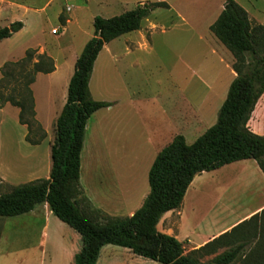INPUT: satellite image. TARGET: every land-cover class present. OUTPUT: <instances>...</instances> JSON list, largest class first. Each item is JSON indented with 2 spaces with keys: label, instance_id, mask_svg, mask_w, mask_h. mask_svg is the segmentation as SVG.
<instances>
[{
  "label": "rangeland",
  "instance_id": "rangeland-1",
  "mask_svg": "<svg viewBox=\"0 0 264 264\" xmlns=\"http://www.w3.org/2000/svg\"><path fill=\"white\" fill-rule=\"evenodd\" d=\"M233 1L264 20V0ZM141 3L149 4L145 0H0V29L15 21L27 23V29L21 34L0 42V68L6 62L21 59L28 49L43 48L60 68L58 74L67 77L69 72L73 73L77 57L93 36L94 18L119 16ZM208 4V0H175V9L188 16L191 27H174L170 23L174 20L172 14L163 8L153 10L142 21L139 30L113 40L115 46L125 41L142 44L118 63L117 70L108 65L106 54L100 55L89 91L91 98L111 105L116 101L117 104L110 113L105 112L106 108L101 109L98 116L88 121L89 128L85 132L79 186L95 208L115 207L116 213L107 214L125 218L136 203L134 196L139 192L141 197L144 191L149 193L148 172L158 152L177 135L183 136L190 145L216 123L227 93L221 97V90L218 87L214 93V86L225 79L232 80L224 64H219L218 57L226 62L227 57L232 60L233 56L220 42L210 50L198 41L199 35L208 34L205 32ZM151 24L157 27H151ZM160 25L165 27V32H161ZM53 29H59L55 36L51 33ZM209 35L215 37L212 33ZM216 78L220 82L215 83ZM45 85L42 79L32 87L38 119L43 122L42 128L46 132V138L38 148L27 150L21 131L12 128L18 123L16 108L9 106L0 114V119L5 122L1 169L4 173L8 170L13 173L6 184L0 185V194L49 176L45 164L50 162L49 146L54 140L55 123L47 114ZM206 86H211L213 91ZM55 94V102L59 105L60 92ZM127 106L129 111L125 110ZM191 107L200 109L197 122L189 113L186 118L191 120H184V111ZM104 114L105 121L100 119ZM111 116L115 123H110L114 126L108 128L106 121ZM103 121L107 125L104 136L98 126ZM7 131L10 134L6 137ZM31 156L36 158L34 169H30L27 162ZM130 181L137 189L123 203L124 198L120 201L119 196H123L122 188ZM262 205L264 175L253 160L202 173L194 178L183 199L182 213L186 222L181 235L192 232L201 222L205 228L201 235H207ZM43 224L44 219L28 215L0 218V264H50L48 256L54 255V249L48 242L46 247L43 246L46 253L39 248L43 245ZM48 226L50 231L55 228L61 234L58 224L49 221ZM263 227V218H258L237 230V234L250 231L253 235L230 264H264ZM229 248L222 247L213 254L203 255L199 262L210 264L214 257ZM183 249L184 254L190 252V247L184 244ZM100 256V264H105L107 259L111 264H159L112 245H107Z\"/></svg>",
  "mask_w": 264,
  "mask_h": 264
},
{
  "label": "trees",
  "instance_id": "trees-1",
  "mask_svg": "<svg viewBox=\"0 0 264 264\" xmlns=\"http://www.w3.org/2000/svg\"><path fill=\"white\" fill-rule=\"evenodd\" d=\"M163 2L138 5L119 16L93 19V36L74 64L66 102L55 122L50 146L51 167L48 179H37L0 194V218L21 216L47 204L52 214L80 236L81 248L73 264H97L107 245L128 249L133 255L159 264H202L203 255L222 247L227 251L210 264H230L252 238L250 231L237 230L258 218L264 208L205 245L184 254L174 237L160 233L162 216L180 208L185 193L197 175L243 160H253L264 175V136L251 132L247 123L264 93V26L250 20L247 12L233 0H226L210 32L233 56L235 77L230 83L216 123L192 144L181 135L156 155L148 172L149 193L130 217L118 218L95 210L82 196L79 186L81 152L89 118L110 103L95 101L89 92L94 62L104 45L140 29L141 23ZM23 28L20 21L0 29V42ZM28 49L17 60L0 68V108L6 104L18 109V122L27 129L25 140L39 145L46 132L36 120L31 89L38 74L55 70L45 53ZM264 230V227H263Z\"/></svg>",
  "mask_w": 264,
  "mask_h": 264
},
{
  "label": "crops",
  "instance_id": "crops-1",
  "mask_svg": "<svg viewBox=\"0 0 264 264\" xmlns=\"http://www.w3.org/2000/svg\"><path fill=\"white\" fill-rule=\"evenodd\" d=\"M225 1L226 0H222V2L213 3L212 1L208 0V3H209L207 5L208 16H207V21L205 22V32H207L208 34L205 36L199 35L198 41L200 42V44H203L204 47L210 48V50L213 49L214 45L218 46L219 41L215 37H213L212 35H209V34H211L209 27L211 26V24L217 19V17L221 13ZM145 2L153 3V2H150L147 0H145ZM154 2H163L167 5V8H163V9H165L167 12L172 14L174 20L172 22H170L171 25H173L174 27H176V26L191 27V23H190L188 16H186L185 14H182L181 12H178L175 9V6H174L175 0H155ZM139 5L143 6L142 3ZM157 9H160V8H157ZM246 12H247V10H246ZM247 14H248L249 18L251 19V21H253L255 24L264 26V20H262V18H261L262 16L253 15V14L251 15L249 12H247ZM22 24H23V28L19 32L15 33L12 37L18 36L19 34H21L23 31H25L27 29L26 21H22ZM151 27H157V25L151 24ZM159 27L161 28L162 33L165 32V27L163 25H160ZM53 36H55V35H53ZM7 39H9V38H7ZM7 39H4V40H7ZM109 46H113V47H111L108 50ZM136 46L138 48H140L142 46V44H139V43L135 44L132 41H125L122 45H116V46H115L113 41L105 44L103 49L100 51V53L98 54V56L94 62L91 78L89 81V91H91V84H92V81L94 78L93 76L97 70V62H98L100 55L102 53L107 55L108 65H110V67H113V68H115V70H117L118 63L120 61H122L123 59H125L127 56L131 55L132 51L136 48ZM37 51H38L37 52L38 54L46 53L43 48L37 49ZM211 54H214V53L212 52ZM218 62H219V64H224L225 70H227L229 72L230 79L233 80L235 77V73L232 70L233 59L228 60V57H227L226 62H225V60H223L222 57H218ZM54 65H55V63H54ZM59 69L60 68L57 65H55V70L52 73L38 74L36 76L35 82L31 86V89H32V87L35 84H37L40 80L43 79L45 81V83H46L45 94H46V97L48 98L47 103H46L47 114L50 117V119L52 120V122H54V123L56 122V119L58 118V116H59V114H60V112H61V110H62V108L66 102L67 88H68L70 78L73 74V73L71 74V72H69L67 77H66V75H59L58 74ZM214 81L216 83V81H219V80H217V78H216V79H214ZM231 81L228 82V80L225 79L222 82L219 81L221 84L216 83V86H214V88L216 87L214 89V93H216L215 90L219 87V89L221 90L220 95L222 97V95L224 93H227L228 88H229L228 86H230L229 83H231ZM206 88L210 91L211 90L213 91V88L211 86H206ZM57 91L60 92V98H61L59 105H57L55 102V95H56L55 93ZM215 95L218 96V94H215ZM116 104H117V102L113 101L112 105L110 107L104 109L105 112H107V113L112 112L114 110V108L116 107ZM9 106H10L9 104H6L4 107L0 108V114H3L4 111ZM10 107H13V106H10ZM13 108H15V107H13ZM129 109H130L129 106H127L125 110L129 111ZM100 112H101V110L95 112L89 118V120L94 118V116H98V114H100ZM35 113H36L37 120L39 121V123L42 126L43 122L38 119V110H37L36 104H35ZM188 113L191 114L190 118L193 119V121H195V122L198 121L199 116L201 114L199 108L191 107L190 109H188V111H184V115H185L184 120L189 119V118H186ZM103 116H106V115L105 114L101 115L100 119L104 120V118H102ZM114 119L115 118L113 116H111V118H109L106 121L108 123V128L114 126V125L110 126V123H115ZM191 119H189V121ZM104 121L98 123L99 132L101 133L102 136L105 135L104 129H105V127H107L106 122L104 123ZM3 126H5V122L0 119V151H1V147L3 145V132H2ZM247 126H248L249 130L251 132H253L254 134L264 136V93L262 94V96L260 97L258 102L256 103L255 108L251 114V117L247 123ZM12 128H16L19 131H21L22 139L24 138V142L26 144L24 146H26L25 148H27V150H29V151L34 150L35 148H38L41 145V143L39 145H30L29 143L26 142L25 137L27 134V129L24 125H21L19 122L14 123V125H12ZM88 128H89V124L87 122L86 132H87ZM4 132H5V130H4ZM9 134L10 133L7 131V133H5V136L6 137L9 136ZM50 146H49V157H50ZM35 161H36V158L32 157V156L27 160V162H29V168L30 169L35 168V163H34ZM243 161H245V160H243ZM238 162H240V161H238ZM234 163H237V162H234ZM231 164H233V163H231ZM45 166H46V172L49 174L50 167H51V161L50 162L47 161ZM146 171H147V167L145 168L144 172H146ZM203 173H205V172H203ZM12 175H13V173L10 170H8L6 173H4L1 169V164H0V185L6 184L7 180L9 179V176H12ZM46 179H48V178H46ZM80 179H81V166H80ZM80 179H79V182H80ZM133 184H135V183H133L131 181L128 182V184H126L127 186H125V184H124V189L122 188V195L123 196L122 197L119 196L120 201H122L124 198V200L122 201L123 203L126 202L128 195L130 196L132 194H135V191L137 188H136V186L134 187ZM190 185H189V187H190ZM125 187H127V190ZM81 192H82V196L85 197L84 191L82 189H81ZM139 193H137V195L134 196L136 203L134 204L133 207L131 206V208L128 210V214L126 217L132 216L134 214V212L141 207L144 199L148 195V193L146 194V192L144 191L143 197H141L140 196L141 193H140V195H139ZM85 198L90 202L91 206L95 210H99L100 212L102 211V213H104V214H107V212L111 213V211L113 213L116 210L115 207H111V206H109V208L108 207L103 208V206H101L102 208L100 207V209H97L92 204V200L90 198H88V197H85ZM263 208H264V205L256 208L255 210H253L252 212H250L246 216L232 222L231 224H228V225H226V226H224V227H222V228H220L214 232H209L207 235H201V233L205 230V228H203L204 227L203 222L198 223L196 226H194V229L192 230V232L191 231L185 232L184 234L181 235V228L186 222L185 221L186 220L185 215L182 213V204H181L179 209L167 212L162 216L159 223L157 224V230L162 234L174 237L177 241L181 242L182 245L184 244L187 247H190V251H193V250L205 245L206 243H208L212 239L218 237L219 235L223 234L224 232L229 231L234 225L238 224L239 222L243 221L244 219L249 218L250 216H252L253 214H255L257 212H260ZM103 209H104V211H103ZM114 213H116V212H114ZM24 215H28V216L33 217V218L39 217L41 219H44V224H43L42 233H41V235H42L41 244H43V245L40 246L39 248L41 249V252L43 251L42 253H46V251L44 250L45 248L43 246L45 245V247H46V243L48 242L51 249L52 250L54 249V253L52 251V253L54 255L51 257L48 256L50 264H73L74 263L73 262L74 256H75V254H77L80 251V248H81L80 236L75 231H73L70 227H68L67 225H65L61 221H59L52 214V212L48 208L47 204L39 205L30 213H27ZM107 215H109L111 217H116L113 214H107ZM49 221H53L54 223H56V225L58 224V226L62 230L61 234H59L55 228L51 229V231H50V228L48 226ZM105 247H103L101 249L100 253L104 250ZM100 260H101V256L99 255L97 264H100ZM104 263L105 264H111V261H110V259H107V260H105Z\"/></svg>",
  "mask_w": 264,
  "mask_h": 264
},
{
  "label": "built area",
  "instance_id": "built-area-1",
  "mask_svg": "<svg viewBox=\"0 0 264 264\" xmlns=\"http://www.w3.org/2000/svg\"><path fill=\"white\" fill-rule=\"evenodd\" d=\"M68 10H69V8H68ZM58 30H59V29H53V30H51V33H52L53 35H55V34H57Z\"/></svg>",
  "mask_w": 264,
  "mask_h": 264
}]
</instances>
